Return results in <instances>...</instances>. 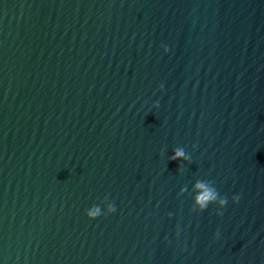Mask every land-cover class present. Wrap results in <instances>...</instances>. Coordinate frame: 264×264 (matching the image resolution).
Segmentation results:
<instances>
[{
    "label": "water",
    "instance_id": "95a60500",
    "mask_svg": "<svg viewBox=\"0 0 264 264\" xmlns=\"http://www.w3.org/2000/svg\"><path fill=\"white\" fill-rule=\"evenodd\" d=\"M0 264H264V0H0Z\"/></svg>",
    "mask_w": 264,
    "mask_h": 264
},
{
    "label": "clouds",
    "instance_id": "9594fccd",
    "mask_svg": "<svg viewBox=\"0 0 264 264\" xmlns=\"http://www.w3.org/2000/svg\"><path fill=\"white\" fill-rule=\"evenodd\" d=\"M164 52L167 54L169 52L168 47H164ZM163 85H161V90H163ZM159 103L157 102L154 107L159 108ZM171 160H183L187 162H191V155L184 148H177L174 150V153L171 157ZM195 197L193 201V211H199L201 213L208 210L211 205H219V209H224L228 206L229 200L228 198H222L216 188L212 185L211 182L206 180L197 181L194 185ZM186 191V190H184ZM241 197L239 195H235L232 197V202L238 204ZM103 207L100 205H93L86 211V215L90 220L99 219L101 216L105 214H114L117 211V208L114 203L108 201V198H105L103 201ZM222 214L220 212L217 213Z\"/></svg>",
    "mask_w": 264,
    "mask_h": 264
}]
</instances>
